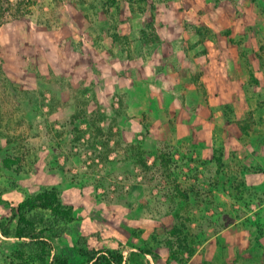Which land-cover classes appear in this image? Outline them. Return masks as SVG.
<instances>
[{
	"label": "rangeland",
	"instance_id": "rangeland-1",
	"mask_svg": "<svg viewBox=\"0 0 264 264\" xmlns=\"http://www.w3.org/2000/svg\"><path fill=\"white\" fill-rule=\"evenodd\" d=\"M44 187L46 264H264V0H0V218Z\"/></svg>",
	"mask_w": 264,
	"mask_h": 264
},
{
	"label": "trees",
	"instance_id": "trees-1",
	"mask_svg": "<svg viewBox=\"0 0 264 264\" xmlns=\"http://www.w3.org/2000/svg\"><path fill=\"white\" fill-rule=\"evenodd\" d=\"M75 221L73 206L63 203L56 188L44 187L12 206L11 215L0 218V233L19 240L15 253L19 261L13 264H33V258L39 264H46L53 250L50 238L62 235ZM177 231L173 233L177 234ZM88 239V236H79L78 252L82 258L79 264H126L123 250L91 247ZM185 241L186 237L179 238L180 245ZM142 252L151 251L142 249ZM171 254L176 255L174 248ZM50 264H71V260L68 254L63 253L54 255Z\"/></svg>",
	"mask_w": 264,
	"mask_h": 264
}]
</instances>
